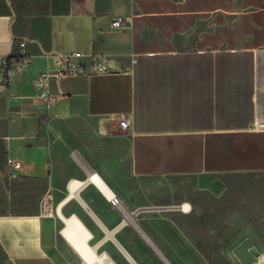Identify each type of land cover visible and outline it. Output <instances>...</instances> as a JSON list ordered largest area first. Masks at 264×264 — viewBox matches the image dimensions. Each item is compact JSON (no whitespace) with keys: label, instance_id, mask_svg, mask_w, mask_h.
<instances>
[{"label":"crops","instance_id":"0c3cea01","mask_svg":"<svg viewBox=\"0 0 264 264\" xmlns=\"http://www.w3.org/2000/svg\"><path fill=\"white\" fill-rule=\"evenodd\" d=\"M75 52L111 72L40 85ZM0 54L31 58L0 92V264L79 258L44 208L48 196L56 210L74 192L80 201L63 210L99 254L150 264L141 206L113 192L125 170L139 179L264 173V129H254L264 123V0H0Z\"/></svg>","mask_w":264,"mask_h":264},{"label":"rangeland","instance_id":"374dc122","mask_svg":"<svg viewBox=\"0 0 264 264\" xmlns=\"http://www.w3.org/2000/svg\"><path fill=\"white\" fill-rule=\"evenodd\" d=\"M113 192L141 206L137 223L154 244L141 235L154 254L145 258L150 264H257L264 251V173L139 179L127 169ZM184 204L189 213L181 210ZM53 215L63 229L64 222ZM116 259L131 264L125 257ZM55 260L86 264L81 256Z\"/></svg>","mask_w":264,"mask_h":264},{"label":"built area","instance_id":"2783aa9c","mask_svg":"<svg viewBox=\"0 0 264 264\" xmlns=\"http://www.w3.org/2000/svg\"><path fill=\"white\" fill-rule=\"evenodd\" d=\"M124 19L116 18L112 21L111 27L114 30L122 28ZM25 44H22L24 46ZM84 55L80 52H75L67 56H63L60 59L61 68L54 72L53 74H43L40 85L44 88L48 86L49 79L51 77H73L84 73H90L94 75L108 74L111 72L110 67L106 62L98 57H94L92 61L86 62ZM31 65V58L27 55H17V56H3L0 54V92L8 89L11 83V76L14 68H19L22 70L27 69ZM42 96L47 97V94L43 92ZM54 101V100H51ZM120 127L123 131H129L131 129V120L124 119L120 122ZM254 129H264V123L259 121L254 124ZM14 168H19L18 163L12 164ZM112 206L116 208L123 207L120 199L114 194L113 198L109 199ZM48 207V208H47ZM45 214L47 216H53L55 211L54 200L52 196H48L44 202ZM48 210L50 213L48 214ZM264 264V252L258 256V263Z\"/></svg>","mask_w":264,"mask_h":264},{"label":"bare ground","instance_id":"6f19581e","mask_svg":"<svg viewBox=\"0 0 264 264\" xmlns=\"http://www.w3.org/2000/svg\"><path fill=\"white\" fill-rule=\"evenodd\" d=\"M92 180L100 185V187L106 193L107 198L109 199L113 198L114 193L102 183V181L99 179L97 175H94L92 177ZM72 197L80 201L77 192H74L63 204H61L55 210L58 217L65 224L64 228L62 229L63 237L74 248V250L82 257V259L86 264H116L107 254L105 253L99 254L97 251V247L92 246L90 244L91 234L88 232V230L83 226L81 221L76 216L68 217L65 215L63 208L65 204ZM190 209L191 207L188 204H184L183 206H181V210L185 213H189ZM47 213L49 214L50 211L48 210ZM131 262L134 263L132 260Z\"/></svg>","mask_w":264,"mask_h":264}]
</instances>
